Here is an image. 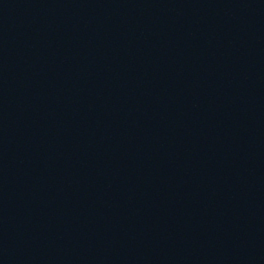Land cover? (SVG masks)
Instances as JSON below:
<instances>
[{"label": "water", "instance_id": "obj_1", "mask_svg": "<svg viewBox=\"0 0 264 264\" xmlns=\"http://www.w3.org/2000/svg\"><path fill=\"white\" fill-rule=\"evenodd\" d=\"M0 264H264V0H0Z\"/></svg>", "mask_w": 264, "mask_h": 264}]
</instances>
